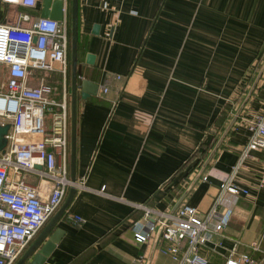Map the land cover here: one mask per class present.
Wrapping results in <instances>:
<instances>
[{"label":"crops","instance_id":"obj_1","mask_svg":"<svg viewBox=\"0 0 264 264\" xmlns=\"http://www.w3.org/2000/svg\"><path fill=\"white\" fill-rule=\"evenodd\" d=\"M64 4L68 69L48 78L58 79L57 90L65 86L70 119V0ZM40 8L38 0L25 10L40 16ZM5 12L0 3V19ZM76 74L75 176L86 175L89 188H76L53 225L61 237L43 264H171L160 237L134 239V204L185 202L203 213L217 198L219 210L232 211L200 248L207 264H226L237 241V252L262 256L251 244L264 250V150L242 161L240 154L250 115L264 108V0H78ZM82 79L96 91L81 96ZM67 150L71 178L70 131ZM25 179L48 195L49 178ZM230 182L247 192L222 187Z\"/></svg>","mask_w":264,"mask_h":264},{"label":"built area","instance_id":"obj_2","mask_svg":"<svg viewBox=\"0 0 264 264\" xmlns=\"http://www.w3.org/2000/svg\"><path fill=\"white\" fill-rule=\"evenodd\" d=\"M37 1L0 0L6 6L0 19V123L9 122L0 151V264L15 262L61 204L67 186L89 188L86 175L74 180L68 175L67 90L65 86L57 90L48 78L52 72L64 77L68 69L65 7L62 20L20 9L35 7ZM102 90L107 87L102 86ZM46 112L50 114L49 125ZM248 127L251 132L241 149V161L250 150H264V108L250 115ZM259 164L257 182L264 187V153ZM27 174L50 179L46 197L25 179ZM222 187L231 193L247 192L231 182ZM218 202L219 198L215 199L203 213L185 202L174 209L135 203L142 215L131 221L133 237L147 242L159 230L161 249L170 256L171 264H207L200 248L211 234L226 226L232 211L230 207L219 210ZM69 216L77 223L83 221L78 214ZM236 246L229 250L226 264H264V250L256 242L251 246L262 251L260 257L237 252Z\"/></svg>","mask_w":264,"mask_h":264},{"label":"water","instance_id":"obj_3","mask_svg":"<svg viewBox=\"0 0 264 264\" xmlns=\"http://www.w3.org/2000/svg\"><path fill=\"white\" fill-rule=\"evenodd\" d=\"M64 0H41L40 16L50 17L56 20H62L63 18V8ZM70 12V66H71V92H70V165H71V179H75V156H76V66H77V41H78V0H70L69 4ZM98 25L95 24L93 31L96 32ZM95 55L91 52H87L85 55V61L87 63H93ZM261 75L259 71L254 79V82L247 93L242 105L248 99L251 91L253 90L256 81ZM97 89V84L89 79H82L81 82V96H87L90 92H95ZM241 109V106L237 110ZM236 118V116L232 119ZM231 125V124H230ZM9 126V122L0 123V151L3 150L6 138L4 134ZM210 157V156H209ZM40 167L39 164L36 165ZM76 188L70 186L69 192L64 199L63 203L54 212V214L49 218V220L44 224L41 230L35 235L32 241L27 245L19 259L15 264H43L47 256L50 254L55 244L61 237L62 230L56 228L52 232L51 229L56 223L67 204L71 200ZM159 230L156 232L155 238L158 236Z\"/></svg>","mask_w":264,"mask_h":264},{"label":"rangeland","instance_id":"obj_4","mask_svg":"<svg viewBox=\"0 0 264 264\" xmlns=\"http://www.w3.org/2000/svg\"><path fill=\"white\" fill-rule=\"evenodd\" d=\"M20 9L25 10V7H23V8L20 7ZM52 73L56 74L57 72H52ZM254 76H255V75L253 74V75H252V79L254 78ZM53 79H55V82H56L55 84H58V79L55 78V77H54ZM49 115H50V114H49L48 112H46L45 117L47 118ZM22 253H23V252H22ZM22 253H21V254H22ZM21 254L17 257V259L15 260V262L19 259V257L21 256ZM15 262L12 263V264H15Z\"/></svg>","mask_w":264,"mask_h":264},{"label":"trees","instance_id":"obj_5","mask_svg":"<svg viewBox=\"0 0 264 264\" xmlns=\"http://www.w3.org/2000/svg\"><path fill=\"white\" fill-rule=\"evenodd\" d=\"M259 77H260V76H259ZM258 79H259V78H258ZM53 81H55V79H53ZM257 81H258V80H257ZM257 81H256V84H257ZM256 84H255L253 90L256 88ZM251 92H252V91H251ZM250 94H251V93H250ZM69 128H70V127H69V122H68V138H69V131H70ZM140 212H141V215H142V211H141V210H140ZM141 215H139V217H141ZM139 217H138V218H139ZM48 219H49V218H48ZM48 219H47V220H48ZM47 220H46V221H47ZM41 227H42V226H41ZM38 231H39V230H38ZM38 231H37V232H38ZM36 234H37V233H36ZM36 234H35V235H36Z\"/></svg>","mask_w":264,"mask_h":264},{"label":"flooded vegetation","instance_id":"obj_6","mask_svg":"<svg viewBox=\"0 0 264 264\" xmlns=\"http://www.w3.org/2000/svg\"><path fill=\"white\" fill-rule=\"evenodd\" d=\"M34 237H35V236H34ZM34 237H33V238H34ZM31 241H32V240H31ZM31 241H30V242H31ZM30 242H29V243H30Z\"/></svg>","mask_w":264,"mask_h":264}]
</instances>
